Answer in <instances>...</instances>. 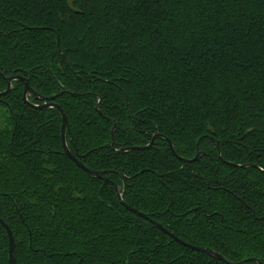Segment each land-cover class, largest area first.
<instances>
[{"label": "trees", "instance_id": "16d2710c", "mask_svg": "<svg viewBox=\"0 0 264 264\" xmlns=\"http://www.w3.org/2000/svg\"><path fill=\"white\" fill-rule=\"evenodd\" d=\"M13 76L57 97L71 153L103 172L64 155L60 113L25 104L15 81L0 218L17 264H225L117 187L181 240L264 264V0H0V92ZM165 138L203 155L186 164ZM9 246L0 225V264Z\"/></svg>", "mask_w": 264, "mask_h": 264}, {"label": "water", "instance_id": "95a60500", "mask_svg": "<svg viewBox=\"0 0 264 264\" xmlns=\"http://www.w3.org/2000/svg\"><path fill=\"white\" fill-rule=\"evenodd\" d=\"M6 81H7V84H8V88H7L6 91L0 93V97L6 96L8 93L11 92L12 84H13L14 81H21V82L24 83V87H25L24 95H23V100H24L25 104L29 105L32 108L38 109V110H48L50 108H54L60 113V115L62 117V121H63L62 128H61V134H62V143H63L64 155L67 156L72 162H74L81 170H83L88 175L96 177L98 179H101L102 176H103V172H101V171H93V170L89 169L86 165H84L78 158L73 156V154L71 153V151H70V149L68 147V144H67V140H66V134H67V131L69 130V122H68V118H67L66 114L64 113L63 109L58 104L55 103V100H56L57 97L56 96H52L50 98H46V97L38 94L31 87L29 79H26L24 77L13 76V77H10V78H6ZM30 98L34 99V100H37V101H40V102H43L44 104L43 105L34 104V103H32L30 101ZM157 137H162V136L161 135H157L155 138H157ZM166 140L168 141V143L170 145V149H171L172 153L176 157H178L180 160L185 162L186 164H190V163H194V162L198 161L200 159V157L203 155V153H199L197 155V157L195 159H193V160H190V161L184 160V159L180 158L178 156V154L176 153V150L174 148V145H173L172 141L169 140V139H166ZM152 144H153V142L149 146H146V147H143V148H138V149L143 150V149L150 148L152 146ZM133 149H135V148H129V149H126V150H121V152H128V151L133 150ZM233 166H237V165H233ZM242 168H245V166H242ZM117 194H118V197H119V200L121 201V203L130 212L140 216L141 218H143L145 220L151 221L153 223V225L157 229H159V230L165 232L166 234H168L175 242L181 244L182 246H184V247H186V248H188V249H190V250H192L194 252H199V253H202V254H206L207 256L214 258L216 261H221V262H223L225 264H246L245 261H243V262H229L224 256H222L221 254L217 253L213 249H208V248H205V247L194 246V245H191V244L181 240L179 237H177L173 233L167 231L158 222L152 221L146 214H143V213L139 212L137 209L132 208L131 206L127 205L124 202V200H123V193H121V190L118 187H117ZM0 225L6 230V232L8 234V237H9V242H10V246H9V263L10 264H17L16 258H15L16 242H15V238H14L13 232L10 229V227L1 218H0Z\"/></svg>", "mask_w": 264, "mask_h": 264}, {"label": "flooded vegetation", "instance_id": "af4514ba", "mask_svg": "<svg viewBox=\"0 0 264 264\" xmlns=\"http://www.w3.org/2000/svg\"><path fill=\"white\" fill-rule=\"evenodd\" d=\"M14 82H15V81H14ZM14 82H13V83H14ZM12 89H13V84H12ZM0 93H2V92H0ZM2 97H3V96H2ZM2 97H0V101H1V98H2ZM30 100H31V98H30ZM33 100H34V99H33ZM36 101H37V100H36ZM38 102H40V101H38ZM41 103H42V104H37V105H43V104H44L43 102H41ZM34 104H35V103H34ZM68 131H69V130H68ZM68 131H67V132H68ZM66 135H67V134H66ZM61 139H62V134H61ZM66 140H67V138H66Z\"/></svg>", "mask_w": 264, "mask_h": 264}]
</instances>
